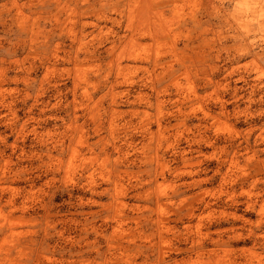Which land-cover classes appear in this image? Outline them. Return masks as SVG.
Returning a JSON list of instances; mask_svg holds the SVG:
<instances>
[{
	"label": "rangeland",
	"instance_id": "rangeland-1",
	"mask_svg": "<svg viewBox=\"0 0 264 264\" xmlns=\"http://www.w3.org/2000/svg\"><path fill=\"white\" fill-rule=\"evenodd\" d=\"M0 264H264V0H0Z\"/></svg>",
	"mask_w": 264,
	"mask_h": 264
}]
</instances>
